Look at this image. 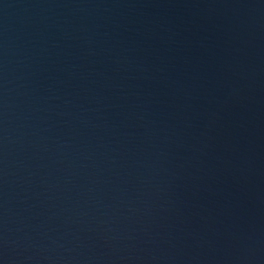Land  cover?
I'll return each instance as SVG.
<instances>
[{"label":"water","instance_id":"obj_1","mask_svg":"<svg viewBox=\"0 0 264 264\" xmlns=\"http://www.w3.org/2000/svg\"><path fill=\"white\" fill-rule=\"evenodd\" d=\"M0 264H264V0H0Z\"/></svg>","mask_w":264,"mask_h":264}]
</instances>
